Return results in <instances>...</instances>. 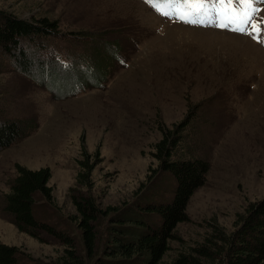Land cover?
Instances as JSON below:
<instances>
[{
  "label": "rangeland",
  "instance_id": "1",
  "mask_svg": "<svg viewBox=\"0 0 264 264\" xmlns=\"http://www.w3.org/2000/svg\"><path fill=\"white\" fill-rule=\"evenodd\" d=\"M156 1L0 0V24L45 21L59 33L21 39L16 54L33 62L31 73L0 51V121L20 131L0 147V243L18 247L23 264L61 263L65 247L46 232H21L6 210L20 167L49 169L53 200L36 215L80 246L70 197L80 162L95 165L90 194L101 208L168 203L177 183L160 168L158 146L180 138L171 161L208 170L167 261L214 226L233 232L264 199V0ZM54 62L55 83L42 75Z\"/></svg>",
  "mask_w": 264,
  "mask_h": 264
},
{
  "label": "trees",
  "instance_id": "2",
  "mask_svg": "<svg viewBox=\"0 0 264 264\" xmlns=\"http://www.w3.org/2000/svg\"><path fill=\"white\" fill-rule=\"evenodd\" d=\"M41 22L33 25L16 17H7L0 24V51L6 56L3 59L8 62L13 59L15 66L26 73L33 62L23 54H16L20 53L21 39L34 42L35 37L59 36L54 24ZM51 69L42 75L49 76L55 83L53 70H58L55 62ZM19 133L15 124L0 121V147L10 146ZM179 139L172 140L166 136L158 146L160 168L172 174L177 183L168 203L147 201L137 207L101 208L90 194L95 165H90L89 161L80 162L82 171L77 176L76 188H72L70 194L77 212L75 220L81 233L80 246L74 237L43 222L36 215L38 203L53 200L47 168L18 169L6 196V210L21 232L37 237L43 231L58 239L65 247V255L61 257V263L56 264H264V199L249 207L248 216L233 232L214 226L212 234L202 244L178 254L171 261L166 260L178 225L189 220L187 205L195 191L204 184L208 170V164L201 161H171ZM78 186H86L87 193L78 191ZM152 215L161 218L159 226H152L148 220ZM105 219L109 220L106 227L103 224ZM24 261L18 247L0 243V264H23Z\"/></svg>",
  "mask_w": 264,
  "mask_h": 264
},
{
  "label": "bare ground",
  "instance_id": "3",
  "mask_svg": "<svg viewBox=\"0 0 264 264\" xmlns=\"http://www.w3.org/2000/svg\"><path fill=\"white\" fill-rule=\"evenodd\" d=\"M253 48V47H252Z\"/></svg>",
  "mask_w": 264,
  "mask_h": 264
}]
</instances>
